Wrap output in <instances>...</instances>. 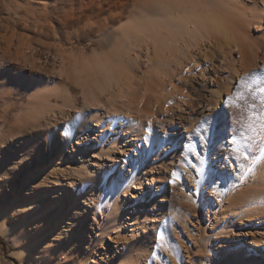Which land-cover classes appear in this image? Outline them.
Masks as SVG:
<instances>
[{
  "label": "bare ground",
  "instance_id": "obj_1",
  "mask_svg": "<svg viewBox=\"0 0 264 264\" xmlns=\"http://www.w3.org/2000/svg\"><path fill=\"white\" fill-rule=\"evenodd\" d=\"M71 4L63 24L73 22L77 27L69 31L76 33L74 42L81 43L85 32L96 38L89 44L97 46L92 54L87 52L89 45L79 53L74 44L68 53L66 48L58 51L59 65L53 70L59 81L41 86L38 99L32 98L35 108L28 113L34 125L43 113L48 123L56 122L65 143L59 152H69L58 163L59 174L83 202L84 217L94 219L98 239L111 237L120 251L116 264H263L264 127L229 93L235 75L252 74L253 85L264 98L260 92L264 3L73 0ZM51 11H57V5ZM91 17L104 23L96 25L98 20ZM33 18L38 23L41 16ZM28 47L31 56L23 51L16 56L17 63L21 66L23 58L38 68L34 48ZM61 76L71 83L79 80L92 97L84 92L79 106L73 84L62 95ZM198 80L209 96L197 110L188 83ZM224 92L228 101L232 98L230 110L221 104ZM52 94L57 96L55 105ZM65 105L76 115H86L78 129L65 127L57 116L67 111ZM211 107L214 116L206 122L201 139L187 134L185 125L180 128L185 113ZM234 133L243 155L234 151ZM166 143L164 149L182 145L187 155L175 184L163 168L161 146ZM169 184L180 203L171 213L166 212Z\"/></svg>",
  "mask_w": 264,
  "mask_h": 264
},
{
  "label": "rangeland",
  "instance_id": "obj_2",
  "mask_svg": "<svg viewBox=\"0 0 264 264\" xmlns=\"http://www.w3.org/2000/svg\"><path fill=\"white\" fill-rule=\"evenodd\" d=\"M71 3L73 0H0V264H116L119 259L120 251L116 250L111 237H105L104 242L98 239L94 219L90 215L84 217L83 202H79L66 178L59 174L58 163L64 161L69 152H59V147L65 143L57 131L56 122L48 123L44 113L40 115L43 119L39 124L30 122V113L36 104L34 99H38L41 86L59 81L53 66L59 65L60 58L57 56L56 59L55 54L66 49H69L66 53L70 52L73 44L77 53L89 45L87 52L92 54L97 46L89 44L96 38L85 32L81 43L74 42L76 33L73 36L69 31L77 27L73 22L63 24L74 7ZM19 5L22 8H18ZM53 5H57L55 12L51 11ZM39 16L37 23L33 17ZM91 20L98 19L91 17ZM97 22L96 25L102 24L104 20L101 18ZM28 46L34 48L38 68L33 69L23 58L24 64L17 63L16 56L23 51L31 56ZM76 80L71 83L61 76L60 86L62 95H67L66 87L73 84L75 88L71 91L80 99V106L84 92L91 97L92 94ZM188 84L194 108L198 110L209 93L199 80ZM237 92L245 99L241 100ZM232 93L243 110L248 111L252 104L257 110L261 109L252 74L235 75L229 95ZM52 98L55 105L57 96L52 94ZM223 103L228 106L227 110L231 109L226 92L222 94ZM65 107L67 111L62 116L58 112L57 116L64 119L65 127L78 129L86 115L82 114L80 118ZM197 110L185 113L180 128L185 125L187 134L200 138L208 124L205 121L214 116V108L203 112ZM167 144L161 146L166 176L170 177L173 171L182 174L187 162L183 146L167 150L164 149ZM199 146L203 147L202 142ZM168 187L166 212L171 213L180 208V203L175 189L170 184Z\"/></svg>",
  "mask_w": 264,
  "mask_h": 264
},
{
  "label": "snow or ice",
  "instance_id": "obj_3",
  "mask_svg": "<svg viewBox=\"0 0 264 264\" xmlns=\"http://www.w3.org/2000/svg\"><path fill=\"white\" fill-rule=\"evenodd\" d=\"M261 2L264 3V0H261ZM260 92L264 93V87L260 88ZM236 95L239 96L241 100L245 99V97H243V95L241 93H239V92H237ZM228 102L231 105L232 104V98H229ZM260 106H261V110L259 112H257L255 104L249 105V115L252 118L262 122L261 126L264 127V98H262L260 100ZM206 122L207 121H205V123ZM233 123H237V119L235 117H233ZM231 142H232V144L237 145V147L234 149V151L237 152V153H240L241 155H243V152H241V148L239 147L238 142L235 139V133L233 134V139H232ZM189 150H191V148ZM261 152L264 153V149H261ZM249 155H252V154L250 153ZM261 158L264 159V155H262ZM245 159H247V156L245 157ZM252 162L254 164L257 163L254 155H253V161ZM249 171H252V170L250 169ZM171 176L173 177V179L171 180V183L175 184L179 180L180 173H179V171H173L171 173Z\"/></svg>",
  "mask_w": 264,
  "mask_h": 264
}]
</instances>
